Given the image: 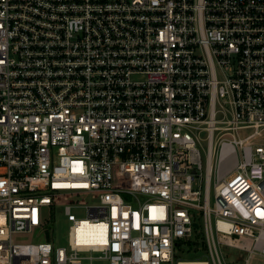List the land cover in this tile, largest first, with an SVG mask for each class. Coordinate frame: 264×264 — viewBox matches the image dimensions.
<instances>
[{
  "label": "built area",
  "instance_id": "built-area-1",
  "mask_svg": "<svg viewBox=\"0 0 264 264\" xmlns=\"http://www.w3.org/2000/svg\"><path fill=\"white\" fill-rule=\"evenodd\" d=\"M219 244L264 263V0H0V264Z\"/></svg>",
  "mask_w": 264,
  "mask_h": 264
},
{
  "label": "rangeland",
  "instance_id": "rangeland-1",
  "mask_svg": "<svg viewBox=\"0 0 264 264\" xmlns=\"http://www.w3.org/2000/svg\"><path fill=\"white\" fill-rule=\"evenodd\" d=\"M97 199L96 195L91 193H83L79 197V202L81 204H86L92 201H95ZM77 216L84 217L85 211L84 209L77 208L73 209ZM68 221H66L63 212L62 207L58 206V209L56 210L54 222L52 223L53 227V234L54 238L57 241L58 244H66V238H67V227H68ZM39 236L35 232L31 233H20V234H14L13 235V241L16 242H36L39 239ZM218 251L221 256L223 264H245L244 259L246 257V252L240 251L234 247L219 244L218 245ZM181 257H185L180 254ZM92 264H108L106 260H94ZM253 264H264L263 262H253Z\"/></svg>",
  "mask_w": 264,
  "mask_h": 264
},
{
  "label": "trees",
  "instance_id": "trees-1",
  "mask_svg": "<svg viewBox=\"0 0 264 264\" xmlns=\"http://www.w3.org/2000/svg\"><path fill=\"white\" fill-rule=\"evenodd\" d=\"M198 238H200L199 234L196 235L195 239L178 242L180 254L185 256L184 258H196L199 256L203 242H198ZM200 243L201 247H199Z\"/></svg>",
  "mask_w": 264,
  "mask_h": 264
},
{
  "label": "bare ground",
  "instance_id": "bare-ground-1",
  "mask_svg": "<svg viewBox=\"0 0 264 264\" xmlns=\"http://www.w3.org/2000/svg\"><path fill=\"white\" fill-rule=\"evenodd\" d=\"M181 264H199V262L193 259H187V260H182Z\"/></svg>",
  "mask_w": 264,
  "mask_h": 264
},
{
  "label": "water",
  "instance_id": "water-1",
  "mask_svg": "<svg viewBox=\"0 0 264 264\" xmlns=\"http://www.w3.org/2000/svg\"><path fill=\"white\" fill-rule=\"evenodd\" d=\"M194 226L197 227L198 226L197 223H194Z\"/></svg>",
  "mask_w": 264,
  "mask_h": 264
},
{
  "label": "snow or ice",
  "instance_id": "snow-or-ice-1",
  "mask_svg": "<svg viewBox=\"0 0 264 264\" xmlns=\"http://www.w3.org/2000/svg\"><path fill=\"white\" fill-rule=\"evenodd\" d=\"M258 214H260L259 210H258Z\"/></svg>",
  "mask_w": 264,
  "mask_h": 264
}]
</instances>
